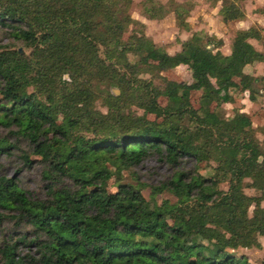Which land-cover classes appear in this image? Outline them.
I'll list each match as a JSON object with an SVG mask.
<instances>
[{
  "label": "trees",
  "instance_id": "16d2710c",
  "mask_svg": "<svg viewBox=\"0 0 264 264\" xmlns=\"http://www.w3.org/2000/svg\"><path fill=\"white\" fill-rule=\"evenodd\" d=\"M130 1L0 0V27L30 47L0 45V125L8 132L0 154L18 149L21 161L11 175L0 168V222H11L14 232L0 242V264H255L232 250L258 247L264 236V130L258 139L247 113L224 118L219 107L232 99L234 77L250 100L264 89L262 76L244 71L264 60V37L239 29L222 53L207 46L211 36L193 34L168 53L140 28L121 38L129 24L142 25L129 15ZM220 2L224 21L244 15L234 0ZM100 45L112 46L110 53L101 56ZM180 63L189 82L159 74ZM151 153L172 167L156 184L131 171ZM184 158L212 161L211 173L181 166ZM33 161L36 190L17 176ZM122 170L134 182L121 180ZM163 190L175 199L157 204ZM189 235L194 239L182 243Z\"/></svg>",
  "mask_w": 264,
  "mask_h": 264
},
{
  "label": "rangeland",
  "instance_id": "374dc122",
  "mask_svg": "<svg viewBox=\"0 0 264 264\" xmlns=\"http://www.w3.org/2000/svg\"><path fill=\"white\" fill-rule=\"evenodd\" d=\"M234 2L245 15L241 18L224 21L219 11L221 6L220 0H131L127 11L132 18L141 22L142 25L129 24L122 33L121 38L125 40L132 28H140L156 46L163 48L168 53H173L180 48L181 42L191 35L197 34L204 37L207 35L212 37V39H208L209 42L207 46L212 47V50L217 49L222 53H228L230 50L231 38L239 29L253 27L264 37V0H234ZM151 14L156 17H152ZM160 14L162 15L160 16ZM217 39L221 42L218 46H215ZM249 41L256 49L263 48L261 40L249 38ZM0 45L19 47L22 52L25 53L30 49V47L22 45L19 40L10 37L3 27H0ZM111 49L112 46L105 47L100 45L98 53L103 56L106 53H110L109 50ZM128 56L130 59H133L132 55L128 54ZM244 71L251 75L262 76L264 78V60L254 61L245 65ZM159 74L167 79L175 81L189 82L191 80L189 69L182 63L168 68L167 70L160 71ZM66 76V73H64L63 77ZM138 76L141 78H149V74L144 72L138 73ZM152 80L154 82L157 81L155 78ZM238 87L237 78L234 77L233 84L229 88L232 99L220 104V115L224 118H228L236 110L244 111L249 116L250 127L254 131V134L258 139H261L264 130V89L259 88L256 98L250 100L247 90H239ZM108 89L111 93H118L115 86H108ZM197 95L198 91H190V103L192 106H197ZM157 101L160 104H164L165 98L159 96ZM94 104L99 110L105 111V107L100 99H96ZM128 109L138 114L142 112V109L134 104H129ZM146 116L149 119L154 118L153 114L150 113H147ZM183 121H185V119H183ZM7 133V130L0 125V136L7 135ZM17 145L19 149H25L26 146L23 140L19 141ZM18 152V149H11L9 153L0 154V168L2 172L7 175L14 173L15 168L18 167L21 162ZM180 165L186 168L195 167L199 173L208 175L211 173V167L214 163L209 160L195 162L193 158H184L181 160ZM107 166L112 170V165L107 164ZM38 171V164L35 163V161H33L29 168L22 167L19 169L17 176L20 184L26 189L36 190L39 185ZM131 171L134 172L139 180L156 184L170 175L172 167L166 162L159 160L156 154L151 153L138 164L134 165ZM121 174V180L134 182V176H131L128 171L122 170ZM218 186L225 189L226 183L224 181L219 182ZM105 187L109 191L114 189V175L112 173L105 181ZM242 189L249 195L258 193L257 190L250 186H244ZM142 193L147 197L148 189L143 187ZM164 198L169 201L175 199V197L166 190L154 195L157 204ZM261 204H264V202H261ZM251 208L252 204L248 207V214H250ZM169 213L170 211H166V214ZM9 234L14 235L11 222H0V242L8 237ZM193 239V235H189L181 242L185 243ZM258 239L260 243L258 247H237L232 251L244 253L250 262L259 264L264 257V236H259ZM18 249L20 251H25L27 248L18 247Z\"/></svg>",
  "mask_w": 264,
  "mask_h": 264
},
{
  "label": "water",
  "instance_id": "95a60500",
  "mask_svg": "<svg viewBox=\"0 0 264 264\" xmlns=\"http://www.w3.org/2000/svg\"><path fill=\"white\" fill-rule=\"evenodd\" d=\"M17 49H18L19 52H22V50L19 47Z\"/></svg>",
  "mask_w": 264,
  "mask_h": 264
},
{
  "label": "crops",
  "instance_id": "0c3cea01",
  "mask_svg": "<svg viewBox=\"0 0 264 264\" xmlns=\"http://www.w3.org/2000/svg\"><path fill=\"white\" fill-rule=\"evenodd\" d=\"M245 15V14H244ZM246 15H247V13H246ZM242 29H245V28H242Z\"/></svg>",
  "mask_w": 264,
  "mask_h": 264
}]
</instances>
